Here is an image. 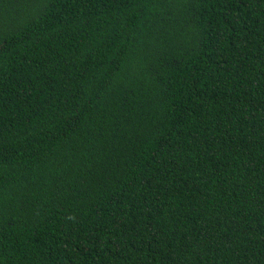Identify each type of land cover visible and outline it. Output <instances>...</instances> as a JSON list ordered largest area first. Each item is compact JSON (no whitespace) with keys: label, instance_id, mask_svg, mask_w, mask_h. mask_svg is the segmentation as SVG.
Segmentation results:
<instances>
[{"label":"trees","instance_id":"16d2710c","mask_svg":"<svg viewBox=\"0 0 264 264\" xmlns=\"http://www.w3.org/2000/svg\"><path fill=\"white\" fill-rule=\"evenodd\" d=\"M0 264H264V0H0Z\"/></svg>","mask_w":264,"mask_h":264}]
</instances>
